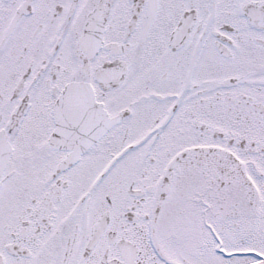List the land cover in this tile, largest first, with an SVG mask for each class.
Instances as JSON below:
<instances>
[{
  "label": "snow or ice",
  "instance_id": "snow-or-ice-1",
  "mask_svg": "<svg viewBox=\"0 0 264 264\" xmlns=\"http://www.w3.org/2000/svg\"><path fill=\"white\" fill-rule=\"evenodd\" d=\"M0 264H264V0H0Z\"/></svg>",
  "mask_w": 264,
  "mask_h": 264
}]
</instances>
